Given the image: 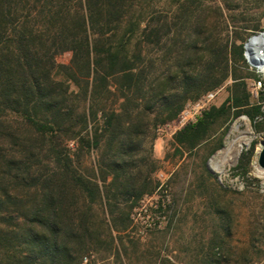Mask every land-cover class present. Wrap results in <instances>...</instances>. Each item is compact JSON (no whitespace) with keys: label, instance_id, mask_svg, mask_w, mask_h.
Instances as JSON below:
<instances>
[{"label":"trees","instance_id":"trees-1","mask_svg":"<svg viewBox=\"0 0 264 264\" xmlns=\"http://www.w3.org/2000/svg\"><path fill=\"white\" fill-rule=\"evenodd\" d=\"M138 2L0 0V264H82L112 244L160 184L144 142L152 148L157 127L185 103L233 80V96L176 133L189 149L230 109L261 113L238 73V62L248 68L246 37L222 43L217 26L195 16L161 69L143 66ZM145 36L162 39L156 28ZM63 52L68 64L57 61ZM221 146L220 137L212 153ZM214 210L228 230L225 209ZM206 264H216L212 255Z\"/></svg>","mask_w":264,"mask_h":264},{"label":"rangeland","instance_id":"rangeland-1","mask_svg":"<svg viewBox=\"0 0 264 264\" xmlns=\"http://www.w3.org/2000/svg\"><path fill=\"white\" fill-rule=\"evenodd\" d=\"M138 10L139 31L145 30L146 35L156 28L162 35L159 43L145 35L140 43L143 66L151 64L158 69L167 48L181 47L180 42L193 29L195 16L198 20L205 16L215 24L222 43L239 36L247 41L264 32V0H139ZM70 58L69 52H63L57 61L68 64ZM246 62L248 68L238 62L244 94L261 113L251 119L244 113L234 115L236 110L232 108L229 117L219 120L200 144L189 149L175 141L176 133L210 106L218 107L233 96V80L185 103L175 119L157 127L152 148L147 141L140 150L142 155L151 154L152 177L159 186L133 209L128 228L118 234L112 231V244L100 246L82 264H206L209 255L216 264H264V173L257 165L264 126L259 132L254 126L264 118V75ZM238 121L239 131L248 130L249 143L231 165L224 170L213 169L211 159L225 147L230 129ZM220 137L222 146L212 153ZM95 160L93 151L87 164ZM216 206L228 214V230L219 226ZM215 239L220 241L219 246H214Z\"/></svg>","mask_w":264,"mask_h":264},{"label":"bare ground","instance_id":"bare-ground-1","mask_svg":"<svg viewBox=\"0 0 264 264\" xmlns=\"http://www.w3.org/2000/svg\"><path fill=\"white\" fill-rule=\"evenodd\" d=\"M256 35L258 36L253 37L247 45V54L252 65L264 75V34L259 35L258 33ZM239 125L240 122L238 121L232 126L225 147L211 159L213 169L224 170L226 166L231 165L243 146L249 143L248 130L239 131ZM231 134H233L232 137Z\"/></svg>","mask_w":264,"mask_h":264},{"label":"water","instance_id":"water-1","mask_svg":"<svg viewBox=\"0 0 264 264\" xmlns=\"http://www.w3.org/2000/svg\"><path fill=\"white\" fill-rule=\"evenodd\" d=\"M260 34H264V32H260ZM258 35H252L250 36L247 41L244 43V56L247 59V61L252 65L251 60L248 58V54H247V45L250 43L251 39L253 37H256ZM257 165H258V169L260 170L261 173H264V141H263V146L259 149L258 151V156H257ZM212 170V169H211Z\"/></svg>","mask_w":264,"mask_h":264},{"label":"built area","instance_id":"built-area-1","mask_svg":"<svg viewBox=\"0 0 264 264\" xmlns=\"http://www.w3.org/2000/svg\"><path fill=\"white\" fill-rule=\"evenodd\" d=\"M212 96H213V95H212V94H210V96H209V97L211 98Z\"/></svg>","mask_w":264,"mask_h":264}]
</instances>
